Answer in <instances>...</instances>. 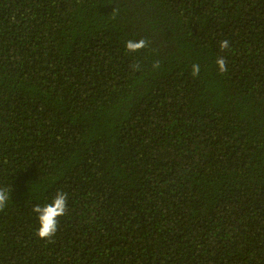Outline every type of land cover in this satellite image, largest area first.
I'll list each match as a JSON object with an SVG mask.
<instances>
[{
  "label": "trees",
  "instance_id": "obj_1",
  "mask_svg": "<svg viewBox=\"0 0 264 264\" xmlns=\"http://www.w3.org/2000/svg\"><path fill=\"white\" fill-rule=\"evenodd\" d=\"M0 187V264H264V0H0Z\"/></svg>",
  "mask_w": 264,
  "mask_h": 264
},
{
  "label": "clouds",
  "instance_id": "obj_2",
  "mask_svg": "<svg viewBox=\"0 0 264 264\" xmlns=\"http://www.w3.org/2000/svg\"><path fill=\"white\" fill-rule=\"evenodd\" d=\"M126 50L129 53H140L142 50L149 46V41L146 38H140L137 40H128L126 42ZM230 47L228 40L219 41V49L221 52L228 50ZM218 71L224 74L228 71L227 61L223 56H218L215 61ZM139 63H133L131 68L133 71L140 70ZM160 67L159 62L154 63L153 68L158 69ZM201 67L199 64L194 63L191 68V75L197 77L200 75ZM10 191L5 187H0V212H3L10 199ZM68 196L67 194L60 190L57 191L56 195L53 197L50 203H46L43 206L36 204L32 208V212L37 214L38 228L36 229V236L38 239L44 240L51 243L53 237L56 235L59 225V220L61 217L66 215L68 208Z\"/></svg>",
  "mask_w": 264,
  "mask_h": 264
}]
</instances>
